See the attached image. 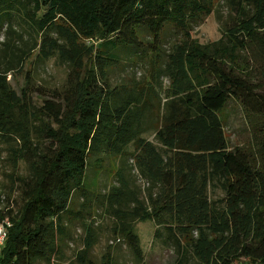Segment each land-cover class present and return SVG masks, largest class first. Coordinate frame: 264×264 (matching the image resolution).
<instances>
[{
  "label": "trees",
  "instance_id": "1",
  "mask_svg": "<svg viewBox=\"0 0 264 264\" xmlns=\"http://www.w3.org/2000/svg\"><path fill=\"white\" fill-rule=\"evenodd\" d=\"M226 2L224 37L201 43L194 24L218 0H0V149L14 171L0 264H58L81 220L77 194L114 218L139 261L136 225L151 219L174 264H264V0ZM168 29L181 35L164 52ZM142 30L152 37L150 77L114 86L122 53L141 58ZM53 59L68 68L65 81L33 88L34 68ZM24 71L19 91L9 76ZM232 100L256 121L257 149L231 146L222 113ZM105 156L123 160L119 184L96 194L88 171ZM218 188L224 196L213 198ZM86 231L82 261L94 224ZM102 264L115 260L109 253Z\"/></svg>",
  "mask_w": 264,
  "mask_h": 264
},
{
  "label": "rangeland",
  "instance_id": "2",
  "mask_svg": "<svg viewBox=\"0 0 264 264\" xmlns=\"http://www.w3.org/2000/svg\"><path fill=\"white\" fill-rule=\"evenodd\" d=\"M219 3L215 12L207 17L202 23H195L193 37L201 43H209L214 40H219L224 37V27L228 21L229 12L231 11L226 0H218ZM26 34V33H25ZM181 35L175 29H168L164 33L163 51L169 52L171 41H174ZM141 38L145 42V48L141 50V58L134 52H124L121 56V65L114 68L111 72V80L114 86H133L135 83L150 77L151 65L145 58L150 56V40H152L149 30L141 31ZM28 37V34H26ZM6 35L0 33V49L3 48ZM36 65V64H35ZM30 67L27 63L26 70ZM35 69L36 79L33 83V88L41 85L48 87L61 86L68 74V68L50 60L47 63L38 65ZM256 73V72H255ZM11 84L14 88L21 91L26 85V71L14 72L10 76ZM256 75L254 76V79ZM257 80L258 77H257ZM164 83H168L164 79ZM35 97L38 93L35 91ZM225 120L227 135L230 139L232 147H257V134L259 129L256 128V121L250 119L245 107L237 100H232L222 113ZM150 139H155V134L146 133ZM0 149V209L5 207L6 200L3 201V196L9 194V186L12 184L9 178V172H14L7 153ZM123 162L121 158L115 156H105L102 160L91 161L88 176L86 180L87 188H90L94 193L108 192L113 185L119 184L116 178L119 165ZM23 173H27L25 165L22 168ZM143 184V182H141ZM17 195V194H16ZM213 198L224 196V191L220 188L211 190ZM18 196V195H17ZM16 196V197H17ZM74 198L75 210L82 211L81 220L74 219L70 224L69 234L71 239L67 241L62 249V256L56 260L58 264H102L104 256L109 253L115 260V264H174L176 261V253L173 248L165 245L162 241L155 239L156 223L149 219L141 221L136 225L137 232L140 234L144 248V261H139L135 257L133 251L125 242L124 239L119 240L113 230L114 218L107 216L102 206L96 204L94 207H84L82 204L83 198L77 195ZM78 218V217H77ZM70 219L66 215V220ZM94 224L95 243L88 250V253H83L88 260L82 261L80 254L86 248L87 226ZM70 238V237H69ZM45 264V263H39Z\"/></svg>",
  "mask_w": 264,
  "mask_h": 264
},
{
  "label": "built area",
  "instance_id": "3",
  "mask_svg": "<svg viewBox=\"0 0 264 264\" xmlns=\"http://www.w3.org/2000/svg\"><path fill=\"white\" fill-rule=\"evenodd\" d=\"M12 226V220L9 218L0 222V249L6 244L9 228ZM238 264H250L248 262H240Z\"/></svg>",
  "mask_w": 264,
  "mask_h": 264
}]
</instances>
